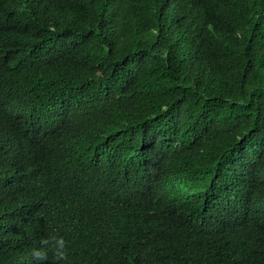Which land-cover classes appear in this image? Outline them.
<instances>
[{"label": "trees", "instance_id": "1", "mask_svg": "<svg viewBox=\"0 0 264 264\" xmlns=\"http://www.w3.org/2000/svg\"><path fill=\"white\" fill-rule=\"evenodd\" d=\"M0 264H264V0H0Z\"/></svg>", "mask_w": 264, "mask_h": 264}, {"label": "clouds", "instance_id": "2", "mask_svg": "<svg viewBox=\"0 0 264 264\" xmlns=\"http://www.w3.org/2000/svg\"><path fill=\"white\" fill-rule=\"evenodd\" d=\"M43 244L47 245L50 243V241L45 240L42 242ZM53 244V247L56 252V258L57 260H63L66 258V243L63 238H53V241H51ZM30 255L34 261L37 262H43L47 259V250L43 247H33L31 249Z\"/></svg>", "mask_w": 264, "mask_h": 264}]
</instances>
